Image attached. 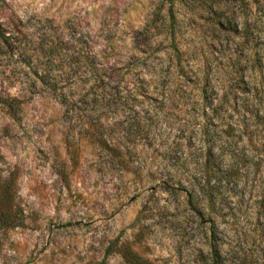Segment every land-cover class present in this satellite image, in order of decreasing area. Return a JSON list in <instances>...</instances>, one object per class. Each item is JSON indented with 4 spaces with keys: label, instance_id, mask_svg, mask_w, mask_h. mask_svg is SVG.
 Instances as JSON below:
<instances>
[{
    "label": "rangeland",
    "instance_id": "374dc122",
    "mask_svg": "<svg viewBox=\"0 0 264 264\" xmlns=\"http://www.w3.org/2000/svg\"><path fill=\"white\" fill-rule=\"evenodd\" d=\"M169 6L167 0H0V23L27 32L14 38L22 44L14 53L0 48L6 97L0 214L22 218L18 226L0 225V264H130L120 253L123 242L140 264H202L211 253L203 244L213 235L223 264H264V159L256 165L264 156V1L251 3L250 21L261 31L252 29L244 43L227 23H217L225 14L235 28L238 0H176V42L190 48L188 65L183 75L164 79L156 74L171 51ZM67 41L74 55L86 48L102 52V63L117 64L109 73L136 104L105 98L89 77L75 68L69 73ZM239 58L256 61L261 105L247 119V133L217 156L227 173L212 182L221 201L212 232L186 205L192 187L185 180L202 159L200 115L211 118L205 106L219 104L215 87L238 83ZM37 71L81 101L91 89L93 96L67 116L45 84H34ZM202 71L209 103L200 95ZM96 130L118 146L119 157ZM5 179L14 185L8 203L1 199Z\"/></svg>",
    "mask_w": 264,
    "mask_h": 264
},
{
    "label": "trees",
    "instance_id": "16d2710c",
    "mask_svg": "<svg viewBox=\"0 0 264 264\" xmlns=\"http://www.w3.org/2000/svg\"><path fill=\"white\" fill-rule=\"evenodd\" d=\"M167 1L170 4L169 13H171L172 17H174L173 13L176 0ZM252 2L260 5L262 0H238V10L241 20L237 22L235 28H230L231 24L228 22V17L225 16V14H222L217 20V23L221 25H225L227 23V30H232L236 35L244 38V43H248L247 40H250L252 29H261H258V26H253L250 21V6ZM174 22L175 17L170 21L171 30L169 31L170 35L168 36H170L171 39V51L167 55V64H163V66L157 68L156 75L164 79L171 73L183 75L185 68L188 65V60L184 57L190 48H188V46H183L180 42H176L177 37L174 30L176 26ZM256 22L257 20L253 21L254 24ZM20 35L27 36V32L22 29L19 30L6 27L4 24L0 23V48H6L9 51L12 50L13 53L14 50H19L22 44L21 42L18 43V39L15 41L14 38ZM70 43V41H67L65 44L67 46L65 56L66 61H68L67 69L69 73L72 68H75V73L79 74L80 78L89 77L90 80L94 82L92 89L99 88L105 98H118L120 102L123 101L122 104H136V96L125 93L124 91L122 92L121 86L115 85L114 79L112 78L113 76L109 73L113 71L114 68H117V64L111 65L102 63L98 57L99 55L101 56L102 52L94 55L92 52L87 51L86 48L78 49L76 51V55H74L75 51H71ZM42 44L44 46V42ZM239 60L238 63L235 64L234 70L238 83L233 86H227L225 89L221 86L215 87L214 89H217L220 93L216 99L219 101V104H213L215 100H212V104L205 106V108L207 106L211 108V118H204V114L200 115L202 124L199 123L200 126L198 130L203 135L201 140L203 141V144H201L203 149L202 159L200 160L198 167L191 173V175L189 174L185 180L188 181L192 187V190L186 191V205L193 206L197 209L199 214L202 216V221L205 226L203 227L204 230L209 229L206 227V223H209L210 230L212 232H215V219L213 216L215 211L214 209L221 203L216 186L213 185L212 182L216 180L215 177L218 173H227L222 170L220 159L218 160L217 156L222 155L224 149L228 147L230 148L238 134L243 135L247 133L250 126L247 119L254 120L258 115L259 105H261L259 104V98L256 96L258 93L257 89L259 87L254 71L256 61L255 59L247 61L242 60L241 58H239ZM35 75L36 78L34 79V84L37 82L45 84L49 89V92L53 94L61 103L65 104V115L67 116H74L76 104H83V102H86L87 98L93 96V90L91 89V92L85 95V100L81 101L76 95L59 88L56 82L48 83L49 80L45 74H39L37 71L35 72ZM200 78L203 84L200 88V95L202 96L203 101L209 103L208 92L209 89H211L210 82L204 72ZM122 93L124 94L123 99L122 96H120ZM5 98V96L0 94V103L4 102V100H6ZM7 98H10V96ZM146 103L152 104L151 102ZM143 104H145V102H143ZM214 116L219 119L214 121ZM219 123L220 128L218 125ZM93 135L97 136L99 142L102 143L103 146L107 147L112 154L117 157L120 156L117 154V151H120L118 150V146L109 145L108 140L102 133L96 130L93 132ZM263 159L264 156L263 158H258V163L256 164L257 167H262ZM228 175L230 174H227L226 176ZM1 183L3 193L1 196L2 201H5L6 203H8V201H13V181L11 179H5L2 180ZM177 183L180 184L181 180H178ZM167 190L172 193L175 192L169 187ZM21 219L22 218L19 215H16L13 218L1 211L0 225L4 227L18 226L21 223ZM203 245H208L211 253L210 256L203 257L202 264H223V261L218 256L220 245L214 235L209 238V244L204 242ZM200 251L203 254V249ZM120 253L128 263L140 264L138 261V254L130 244L123 242L120 246Z\"/></svg>",
    "mask_w": 264,
    "mask_h": 264
}]
</instances>
